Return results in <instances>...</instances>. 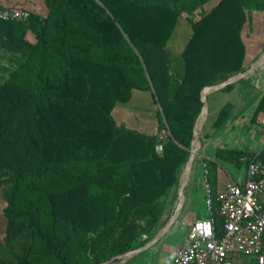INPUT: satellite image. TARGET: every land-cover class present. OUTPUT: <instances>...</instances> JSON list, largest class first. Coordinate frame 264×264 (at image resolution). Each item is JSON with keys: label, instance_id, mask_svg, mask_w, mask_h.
Wrapping results in <instances>:
<instances>
[{"label": "trees", "instance_id": "obj_1", "mask_svg": "<svg viewBox=\"0 0 264 264\" xmlns=\"http://www.w3.org/2000/svg\"><path fill=\"white\" fill-rule=\"evenodd\" d=\"M33 3L25 21L0 19V264H99L145 245L174 212L202 91L247 69L248 11H264V0ZM135 90L150 94L159 128L169 130L161 152L159 134L113 115ZM231 111L224 104L213 126ZM260 112L264 93L254 122ZM257 130L264 134V123ZM221 155L264 165V144Z\"/></svg>", "mask_w": 264, "mask_h": 264}, {"label": "crops", "instance_id": "obj_2", "mask_svg": "<svg viewBox=\"0 0 264 264\" xmlns=\"http://www.w3.org/2000/svg\"><path fill=\"white\" fill-rule=\"evenodd\" d=\"M0 2L5 6L24 7L30 10L35 6L33 0H0ZM249 11L258 14L264 12L260 10ZM262 29L258 26L255 28V32L264 31V26ZM251 40L250 38V40L247 41L245 38L247 46V67L264 53V37L257 41L255 40V42ZM254 43L256 44L254 45ZM1 77L2 73L0 72V79ZM263 93L264 65L247 77L235 82L233 89L229 91L219 89L208 94L206 97L208 102V117L199 135L202 146L196 153L190 177L185 185V198L182 209L170 229L156 242L139 253L118 261L115 264H174L175 253L177 249L184 244L191 224L196 219L205 218L209 215L207 209L208 195H211L215 205L219 191L228 181L235 180L243 182L245 180L246 167L238 166L234 162L226 160L222 157L221 151H224L226 148L259 151L263 146L264 141L262 140V134L260 130H257V127L261 128V124L264 123V112L258 114L257 122L252 120L258 101ZM134 96L135 93L128 103L115 106L113 115L116 121L118 124H123L126 127L149 134H159L161 137L164 130L159 128L156 108L155 110H150L149 113L136 110L137 107L134 104ZM227 102L232 103L230 121L224 126L216 128L213 126L214 121L220 109ZM182 173L177 188V199L173 202L174 190H171L168 196L170 204L173 202L175 207L171 216L175 213L179 205V190ZM170 204H168L163 214V219L169 215ZM6 205L7 202L3 194L0 193V210L4 215V208ZM180 229L182 230L181 240L175 241L178 234H180ZM5 233L6 224L4 229L0 232V240H3ZM143 238H147V233L143 234Z\"/></svg>", "mask_w": 264, "mask_h": 264}, {"label": "built area", "instance_id": "obj_3", "mask_svg": "<svg viewBox=\"0 0 264 264\" xmlns=\"http://www.w3.org/2000/svg\"><path fill=\"white\" fill-rule=\"evenodd\" d=\"M28 9L5 6L0 2V19L25 21ZM169 134L165 129L156 148L164 149ZM264 141V134H262ZM264 165L251 159L243 182L228 181L217 195L218 212L224 217V232L218 235L214 203L208 195L209 215L196 219L184 244L174 256V264H264ZM146 236V235H145Z\"/></svg>", "mask_w": 264, "mask_h": 264}, {"label": "water", "instance_id": "obj_4", "mask_svg": "<svg viewBox=\"0 0 264 264\" xmlns=\"http://www.w3.org/2000/svg\"><path fill=\"white\" fill-rule=\"evenodd\" d=\"M263 65H264V53L260 57H258L249 67H247L246 70L238 72L235 75L229 77L225 81H222L218 84L208 86L202 91L201 98H202V101L204 103V107H203V111H202L201 115L199 116V118L195 124V127H194V137H193L192 146H191V154H190L188 162L186 163L184 170H183V173H182L181 185H180V190H179V205H178L175 213L171 216V218L168 220V222L165 224V226H163L157 232V234L149 242H147L145 245H143L139 248H136V249L129 250L123 254L115 256L112 259L105 261V262H102V263H99V264H115L118 261H121L123 259H127V258L139 253L140 251L146 249L148 246H150L151 244L156 242L160 237H162L170 229V227L173 225L176 217L178 216L180 210L182 209V206L184 203V198H185V185H186V183L190 177V174L192 171V165H193L196 153L202 146L201 139H200L199 135H200V132L203 128V125H204V123L208 117V102H207L206 97L208 96V94H210L216 90L223 89L227 85H229L231 83H235V82L247 77L248 75L255 72L257 69L262 67Z\"/></svg>", "mask_w": 264, "mask_h": 264}, {"label": "rangeland", "instance_id": "obj_5", "mask_svg": "<svg viewBox=\"0 0 264 264\" xmlns=\"http://www.w3.org/2000/svg\"><path fill=\"white\" fill-rule=\"evenodd\" d=\"M248 13H249V18H248V22L245 26V38L247 39V41H249L251 38L252 39L251 41L255 42V40L257 41V40L261 39L262 37H264V31L255 32L256 27L260 26V28L262 29L264 26V12L258 14V13H253L252 11H249ZM182 25H183V27H185L186 26L185 22H183ZM178 33H180V35H177L176 38H174V40L171 43V46H173L177 50H180L182 45H183V41H184L183 37L184 36H183V33L181 31ZM253 36H254V38H253ZM256 43H254V45ZM134 93H135L134 104L137 107L136 110H142L145 113H149L150 110L151 111L155 110L156 106L152 102V100L149 96L150 94L148 92L135 90ZM120 113H122V112H120ZM5 224H6V217L3 214V212L0 210V232L4 229ZM181 229H180V234H178V237L176 238L175 241H178L179 239L181 240V238H180V237H182L181 236V231H182ZM6 250L7 249L5 248L4 252Z\"/></svg>", "mask_w": 264, "mask_h": 264}]
</instances>
